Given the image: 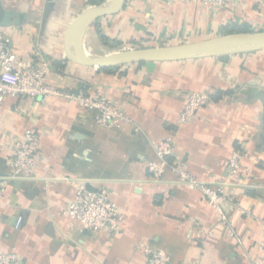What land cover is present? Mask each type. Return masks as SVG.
<instances>
[{
	"label": "crops",
	"instance_id": "1",
	"mask_svg": "<svg viewBox=\"0 0 264 264\" xmlns=\"http://www.w3.org/2000/svg\"><path fill=\"white\" fill-rule=\"evenodd\" d=\"M107 1L0 0V27L20 61H49V85L72 92L86 86L115 101L128 118L105 128L95 112L63 97L5 99L0 176L10 175L15 144L27 130L39 131L41 153L34 171L10 179L5 188L0 250L17 252L22 264H145L142 246L150 245L165 252L170 264H254L264 241V104L254 95L264 93V49L133 64L114 73L70 60L71 22ZM99 22L108 44L126 50L177 45L228 35L227 26L264 31V0H226L213 13L201 0H126L120 12L88 29L84 46L91 54L101 42ZM191 92H209L212 100L181 124ZM169 137L175 145L170 161L186 164L204 182L224 179L232 151L243 149L241 173L228 187L233 201L224 206L226 221L172 170L162 181L151 179L147 165L157 160L155 146ZM82 184L109 190L124 215L118 232L70 226L65 210Z\"/></svg>",
	"mask_w": 264,
	"mask_h": 264
},
{
	"label": "built area",
	"instance_id": "2",
	"mask_svg": "<svg viewBox=\"0 0 264 264\" xmlns=\"http://www.w3.org/2000/svg\"><path fill=\"white\" fill-rule=\"evenodd\" d=\"M210 12H218L225 5L226 0H201ZM124 50H126L124 48ZM123 50V51H124ZM50 72L49 61L42 59L37 63L20 61L12 49L11 39L6 36L0 27V108L7 97L31 98L46 102L51 97H63L78 103L82 108L97 114V124L101 127L120 126L128 122V118L112 99L104 94H91L88 90L63 91L48 84L47 76ZM212 100L209 92H191L187 96L185 106L180 114L179 122H191L200 109L207 106ZM41 135L36 129L26 131L24 138L17 141L14 148L9 176H0V207L5 188L10 179L22 177L24 171H34L40 161ZM174 140L169 137L155 146L157 160L148 163V172L154 181H162L167 170H172L177 181L181 184L198 190L203 198L218 212L220 218H228L224 210L226 204L232 203L233 198L228 187L233 186L234 179L242 170L244 151L236 148L232 151L227 165L224 179L216 182H204L188 171L186 164L176 165L170 160L174 155ZM65 215L73 228L79 223L81 229L93 232H118L121 229L124 215L118 204L111 198L107 188L101 187L89 190L85 184L77 188L75 197L66 207ZM264 222V221H263ZM23 217L16 220V227H21ZM262 257L254 264H264V241L260 243ZM145 255V264H170V257L160 249L150 245L142 246ZM0 264H22L20 255L15 251L0 250ZM187 264H202L198 261H189Z\"/></svg>",
	"mask_w": 264,
	"mask_h": 264
},
{
	"label": "water",
	"instance_id": "3",
	"mask_svg": "<svg viewBox=\"0 0 264 264\" xmlns=\"http://www.w3.org/2000/svg\"><path fill=\"white\" fill-rule=\"evenodd\" d=\"M126 0H108L99 6L83 10L71 22L66 33L67 57L77 63L96 68L121 67L150 62L195 60L264 49V31L235 33L202 41L94 55L85 50L84 39L88 29L100 18L120 12ZM264 104V93L255 92Z\"/></svg>",
	"mask_w": 264,
	"mask_h": 264
},
{
	"label": "trees",
	"instance_id": "4",
	"mask_svg": "<svg viewBox=\"0 0 264 264\" xmlns=\"http://www.w3.org/2000/svg\"><path fill=\"white\" fill-rule=\"evenodd\" d=\"M99 3V2H98ZM97 3V4H98ZM226 30L228 31L229 34H235V33H247L251 32L250 28L248 26H227ZM98 35L103 43L106 45H109L108 43L110 42V37L105 34L100 27H98ZM117 46L120 45V42H117ZM146 48V46H134L133 49H142ZM144 64V63H140ZM121 67H110V68H101L102 71L108 72V73H114L116 71H119ZM80 89L82 90H87L86 86H82Z\"/></svg>",
	"mask_w": 264,
	"mask_h": 264
},
{
	"label": "rangeland",
	"instance_id": "5",
	"mask_svg": "<svg viewBox=\"0 0 264 264\" xmlns=\"http://www.w3.org/2000/svg\"><path fill=\"white\" fill-rule=\"evenodd\" d=\"M99 25H100V22L99 23H97V25H96V33L98 32V27H99ZM89 38V37H88ZM99 39H96V41L97 40H100L101 41V39H100V37H98ZM102 42V41H101ZM101 42H100V44L99 43H97L96 44V46H95V48H94V51L92 52V54H94V55H104L105 53H107L109 50H107L106 49V46L104 47L103 45H101ZM103 43V42H102ZM110 46H108V47H111V48H109L110 49V51H112V52H116V51H123L124 50V46H119V47H116L115 46V44H114V42H111L110 44H109ZM114 48V49H113ZM131 49V48H130ZM107 51V52H106ZM99 53V54H98Z\"/></svg>",
	"mask_w": 264,
	"mask_h": 264
},
{
	"label": "bare ground",
	"instance_id": "6",
	"mask_svg": "<svg viewBox=\"0 0 264 264\" xmlns=\"http://www.w3.org/2000/svg\"><path fill=\"white\" fill-rule=\"evenodd\" d=\"M88 43V42H87ZM90 47V46H89ZM94 51V50H93ZM111 52L110 51H108L106 54H110ZM99 54V53H98Z\"/></svg>",
	"mask_w": 264,
	"mask_h": 264
}]
</instances>
